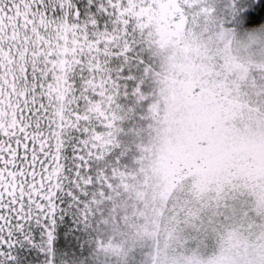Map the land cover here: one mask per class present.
<instances>
[{"label":"snow or ice","instance_id":"1","mask_svg":"<svg viewBox=\"0 0 264 264\" xmlns=\"http://www.w3.org/2000/svg\"><path fill=\"white\" fill-rule=\"evenodd\" d=\"M0 264H264V0H0Z\"/></svg>","mask_w":264,"mask_h":264}]
</instances>
